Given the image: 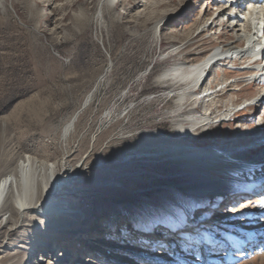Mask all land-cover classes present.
Returning a JSON list of instances; mask_svg holds the SVG:
<instances>
[{
    "label": "rangeland",
    "instance_id": "1",
    "mask_svg": "<svg viewBox=\"0 0 264 264\" xmlns=\"http://www.w3.org/2000/svg\"><path fill=\"white\" fill-rule=\"evenodd\" d=\"M144 1L146 7L138 11L132 9L138 0H117L118 16L113 21L106 15L105 29L95 19L98 0L0 4V153L30 142L34 147L47 145L50 154L60 158L66 143L60 141L63 129L78 119L77 140L66 146L79 150L87 140L72 164L89 153L96 155L89 167L114 162L105 169L112 177L91 178L77 199L74 218L79 219H73L77 224L69 232L61 231L63 240L77 238L70 258L60 259L70 247L61 240L44 242L45 254L33 248L21 252L16 264H264V252L255 253L259 247L247 246L244 233L236 231L255 228L247 223L251 213L239 208L264 194V156L252 157L261 155L264 146L258 151L247 148L249 144L226 150L220 163L201 174L206 184L192 190L184 188L181 178L185 165L176 161L177 153L175 159L169 155L185 140L193 148H204L233 136L246 137L250 129L260 130L257 124L264 120V106L249 104L263 89L253 81L256 70H232L229 62L217 65L197 88L198 102L186 97L176 103V92L184 84L158 76L173 64L202 61L235 39L222 27L200 33L219 15L221 0ZM82 9L86 25L78 21ZM158 22L162 24L157 36ZM242 63L235 67H247ZM247 76H252L249 82ZM227 85L231 87L225 90ZM216 90L213 98L208 96ZM90 95L93 99L87 105ZM191 103L194 117L211 109L215 120L204 134L184 138L172 128L174 115L184 113ZM228 106L236 114L218 120ZM232 152L234 161L226 159ZM30 155L34 156L19 151L12 167ZM246 156L247 163H253L247 168L261 177L240 176L237 180L243 185L231 192L234 175L224 177L235 172L228 168ZM218 173L223 177L219 182ZM4 175L0 173V182ZM170 188L181 191L175 206L162 199ZM194 202L203 206L192 207ZM190 216L201 225L186 226ZM56 231L52 229L45 241ZM8 252L12 258L15 250ZM4 261L11 264L10 257L0 254V264Z\"/></svg>",
    "mask_w": 264,
    "mask_h": 264
},
{
    "label": "bare ground",
    "instance_id": "2",
    "mask_svg": "<svg viewBox=\"0 0 264 264\" xmlns=\"http://www.w3.org/2000/svg\"><path fill=\"white\" fill-rule=\"evenodd\" d=\"M228 1L229 0L222 2L223 4H221L220 8L221 11L219 10L220 12L216 13V16L219 15L214 17L213 20L211 19L212 23L209 26H203L204 28L202 27L203 29L200 33L206 32L208 29H213L215 27H222L223 29L229 30L235 40L231 41L229 44L215 48L205 56L202 61L200 60L197 63L191 64L180 62L173 64L167 67L162 74L158 76L159 80H171L182 82L184 84L183 88L176 92L178 96L176 103L179 102V104H181L186 97H192L193 103L200 99L196 97L198 95V93H196V84L203 80L205 81L207 75L209 76V71H211V69L213 71L215 66H224V63L227 62L236 66L237 63L242 61V65L244 64L247 67L243 66L240 70H248L250 68V70H256L253 71L255 76L259 75L264 77V48L259 45L261 38H256L257 25L260 23L264 25V0H262V2L257 0L260 2V11L250 14L244 13L243 0H234L232 3ZM2 2L3 0H0V4H2ZM145 2L146 1L144 0H138L135 8L132 9L140 11L142 8L146 7ZM116 6L117 0H98V9L95 19L97 26L100 29L106 28V15H111L113 21L117 18L118 14ZM79 15L78 21L81 22L82 25H86L88 20L83 9ZM83 17H85V19H82ZM161 24L162 22H158L155 26V34L157 36ZM242 41L243 44L240 45ZM245 43L247 44L246 46ZM254 60L256 61L254 64L247 65ZM234 61L237 62L234 63ZM256 65L260 66L258 67ZM226 67L228 69L229 66ZM143 77L144 75L140 76L141 79ZM247 77H249L247 80L249 82L252 76ZM104 78L105 75L101 76L98 82L102 83ZM229 87H231V85H227L224 89L226 90ZM217 92V90L214 92L211 91V94L208 96L214 97ZM208 96H205V98H208ZM92 99L93 95H90L87 99V105L92 102ZM189 105V108H187V110L185 109L184 113L181 112L182 114L177 113L174 115L175 123L172 127L181 136H185L184 138H194L204 134L206 129H208L209 124H212L215 120V118H213L214 112L211 109L208 110L210 111L209 113H205L201 117H194L195 106L193 107L192 103ZM231 106L233 107L234 105ZM231 106L226 108V111L220 115L218 120L221 118H232L236 114V110L232 111L233 114L230 113ZM107 116H109V114H107ZM217 123H220V121ZM259 123L260 124H257V127L262 126L260 127V130H247V133L245 132L246 137L240 136L244 138L243 140L239 139V136H233V138H229L220 145L193 148L191 147L193 145L185 143L186 140L184 142L181 139L184 144L169 150V155L171 154L172 158H174L173 154L177 153L176 161H179L186 167V170L185 167L182 169L183 176L181 177L184 179V182H186L184 188L192 190L198 188L202 183L206 184L207 180L204 181L205 177L201 174L206 173L205 170L210 169L214 164L220 163L222 155L228 152L226 150H229L232 147L237 148L248 144L249 146H247V148L254 146V150L258 151L261 149L264 146V120L262 119ZM77 126L78 119H74L64 127L63 135L61 136L62 139H60V141L66 143L64 149L60 152V158L51 155L47 145L34 147L30 142H20L16 147L11 145L7 153H0V173H5L4 178L0 182V254H5L6 258L10 257L11 264H16L20 253L25 250L28 252V250H31L30 248H33L38 249L37 253L45 254L44 242H52L55 244L61 240L62 243H68L66 245L67 247L70 245V247H68L67 251L65 250L63 252L60 259L63 258V261L66 260L65 258L68 259L70 255L69 251L73 248L71 244L75 242L77 238H74L73 241H70L69 238L67 241L63 240L61 231L69 232L68 229H73L77 224L76 221L74 222L75 219H79L74 218V215L77 214L76 209L79 208L77 207V199L87 190L86 187L92 182L91 178L97 177L100 179H106L107 177H112V173L105 171V169L114 164V162H107L96 168L87 166L89 161L96 159V155L93 153H89L88 156L83 155L74 165L72 164L73 160L78 156V153H80V151L86 146L87 140L85 139L83 141L84 144L79 150L69 149L66 146L75 139L77 140L78 136L75 138V133H77L75 130L77 129ZM241 130L244 132L243 129L238 130V132L241 133ZM19 151H28L31 152V154L33 153L34 156L30 155L23 158L18 164L12 167L14 157ZM234 155H236V153L232 152L226 156V159L234 161ZM262 156H264V152L259 156L256 155L252 157L260 159ZM252 164L253 163H247L246 156L245 158H240L237 165H232L228 168V171L235 169V172H230L224 177L227 178L234 175L233 183L230 185L232 188L231 192H234L235 189H240V184L243 185L237 180L240 176L244 175L247 177V175L252 174L251 176H248L247 180H249L250 177L255 178V176L258 175L261 177V174H253L252 170L247 168V166ZM97 173L99 175H96ZM218 174H220V176L217 178V182L223 178L221 173ZM224 174L226 175L227 173L224 172ZM93 183L96 184V182ZM245 184H247V181ZM262 188L264 189V186ZM178 190L179 189L177 188L168 189V196H165L162 199L165 202H168L170 206L177 205L180 201L179 193H181V191ZM262 201H264V194H259V197L256 199H249L241 203L242 205L239 208V212L244 211V213H251V215H247V223L253 224L255 228L250 227V229L245 228L244 230H236L244 233V240L242 241L246 240L247 246L259 247L258 251L255 253L264 252V246L262 245L264 244V208H261ZM193 206L201 207L203 205H198L194 202ZM258 210H260V212ZM189 213L193 216L192 212ZM186 218L188 219L186 226L196 228L201 225L199 221H195L191 216ZM196 222L199 225L192 226ZM220 223H222V221H220ZM216 225L217 224L214 226ZM52 229L54 231H59H56L54 235H51V240L48 239L45 241V239L49 238ZM69 234L71 233H67L68 237ZM259 235H262V238ZM18 237H20V239H18ZM13 250H15V252L11 258L12 255L8 254V251ZM67 263L68 261H65L63 264ZM1 264H7V262L4 261ZM48 264L54 263L49 262Z\"/></svg>",
    "mask_w": 264,
    "mask_h": 264
},
{
    "label": "snow or ice",
    "instance_id": "3",
    "mask_svg": "<svg viewBox=\"0 0 264 264\" xmlns=\"http://www.w3.org/2000/svg\"><path fill=\"white\" fill-rule=\"evenodd\" d=\"M238 205L234 204L233 207H237ZM194 207V206H193ZM261 208H264V201L261 202ZM242 214V213H241Z\"/></svg>",
    "mask_w": 264,
    "mask_h": 264
}]
</instances>
